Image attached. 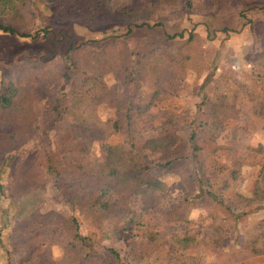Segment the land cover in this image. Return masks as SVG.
I'll return each mask as SVG.
<instances>
[{"label":"trees","instance_id":"obj_1","mask_svg":"<svg viewBox=\"0 0 264 264\" xmlns=\"http://www.w3.org/2000/svg\"><path fill=\"white\" fill-rule=\"evenodd\" d=\"M32 1L15 0L16 6L12 0H0V32L21 39H35L38 32L31 34L29 28H22L21 24ZM41 1L54 7L59 22L77 23L112 34L72 43L66 52L68 64L61 71L56 70L54 57L45 59L41 52L30 50L18 53L26 56L17 59L8 69L0 68V202L6 198L9 205L16 202L21 205L23 200L38 203L44 186L50 182L60 199L79 211L95 229L109 226L122 233H140V238L136 236L139 244L134 242V245H139L142 250H151L157 241L150 224L139 220L131 207L130 201L134 197L141 199L144 215L147 211L161 212L164 221L173 224L186 223L192 209L211 213L220 209L226 215L225 219L232 218L230 227L233 231L238 218L264 209L262 186L255 184L249 197L229 194L230 180L251 155H239L229 168L218 163L215 156L219 148L215 140L224 130V121L236 116L235 102L240 93L248 98L254 111L264 117V98H261L264 95V52L255 57L258 67L254 76L246 77L252 85L231 77L232 88L227 82L223 88L216 86L223 76L214 78L218 62L205 60L203 52L196 49L198 39L192 32L182 45L174 48L151 42L132 48L128 46L126 38L135 28L160 27L168 40L184 38L183 33L167 31L163 22L150 24L161 17L164 9L171 10L181 0H142L132 9L116 10L106 9L103 0ZM183 1L187 12L192 8L193 0ZM253 1L262 0H208L203 6H207L206 10L212 8L220 16L223 11H235L236 7H245ZM17 10L20 23L11 15V11L19 13ZM120 29L125 33H114ZM225 31L227 29L223 28L222 32ZM41 32L49 33L46 29ZM61 37L64 39L65 36ZM12 59L13 56L9 57ZM191 69L198 75L204 69L211 72L201 85V103L197 113L189 118L188 134L180 138L169 129L177 125L183 114L163 111L157 132L146 138L136 137L132 130L135 121L143 118L156 102L174 98L177 86ZM107 75L131 86L133 93L144 88L141 103L126 100L122 120L104 121L98 116L100 105L118 107L122 104L118 94L107 86ZM38 80L48 86L60 81L68 84L67 93L48 98L42 118L36 108ZM208 83H215L211 94L202 90ZM203 106L208 107V112L199 110ZM39 119H42L41 136L51 135L53 145L36 144L31 151L17 155L16 151L34 138ZM94 143L98 144L103 159L86 161L85 156ZM147 152L154 158L148 159ZM155 171L176 174L186 188L183 201L178 205L170 204L166 212H163L160 196L167 186L153 174ZM38 218L41 223L52 220L51 225L64 224L69 241L65 246L68 256L63 264H87L92 257L90 251L82 259L75 258L87 248L86 237L79 232L75 217L64 221L58 215L47 213L37 216L34 222L38 223ZM247 245L245 253L238 245L226 251L216 246L209 251L215 257L221 254L226 259L229 257L225 264H249L251 260L263 257L264 221L256 224ZM38 250L37 245L28 250L25 264L35 259ZM107 251L119 259L115 250ZM237 255L243 258L236 260Z\"/></svg>","mask_w":264,"mask_h":264},{"label":"rangeland","instance_id":"obj_2","mask_svg":"<svg viewBox=\"0 0 264 264\" xmlns=\"http://www.w3.org/2000/svg\"><path fill=\"white\" fill-rule=\"evenodd\" d=\"M141 1L103 0V4L106 9L111 10L132 9ZM12 2L15 3V0ZM192 3V8L185 12V2L181 0L171 10L164 9L160 18L150 22V24L156 21L163 22L167 31L183 33L184 38L168 40L160 27L151 30L135 28L126 38L128 46L132 48L141 43L151 42L174 48L182 45L192 32L198 39L196 49L203 52L205 60L211 62L215 59L218 62L214 78L216 80L221 75L223 79L218 81L216 86L224 88L227 82L232 88L234 81L230 79L231 77L247 82L249 86L252 85L246 77L252 76L257 70L255 57L258 53L264 52V0L250 2L245 7H236L235 11H223L220 16H217L212 8L206 10L207 6L203 4H208V0H193ZM17 4L16 2L15 5ZM240 11L241 15H239ZM27 13L28 15L24 14L21 20L22 28H29L31 34L38 32L37 37L21 39L11 36L12 39L8 40L10 36H2L0 32V68L8 69L17 59L26 56L25 53L21 55L18 53L30 50L33 53L41 52L45 59L54 57L53 64L57 71H61L68 64L66 52L72 43L101 39L112 34L111 31L104 33L100 29L77 23L59 22L56 20L57 12L54 7L41 0H33ZM11 15L20 23V12L11 11ZM223 28L227 31L222 32ZM45 29L49 32L47 35L41 32ZM114 33L121 35L125 30L120 29ZM61 35L65 36L64 39H61ZM12 56L13 59L9 60ZM210 72L204 69L198 75L194 69L189 70L185 79L177 86L174 98L156 102L143 118L135 121L132 126L134 135L139 138L151 136L162 124L163 111H171L179 116L182 114L185 116L179 118L175 127L169 126L177 137L184 138L190 130L189 118L197 113L201 103V85L208 79ZM105 82L118 94L122 104L118 107L100 105L97 113L102 120H122L126 113L128 98L134 103L143 101V87L138 93H133L131 86L116 80L112 75H107ZM36 83V108L42 118L48 98L59 95L61 97L63 93H67L68 84L60 81L48 86L46 82L39 80ZM214 84L204 85L203 92L211 94L214 91ZM261 98H264V95ZM235 107L236 116L224 121V130L215 140L216 145L219 146L215 156L218 163L229 168L239 155L243 153L251 155L247 163L238 168L235 178L230 180L229 190L230 195L249 197L255 184L264 187V117L254 111L253 105L242 93L237 97ZM199 110L206 113L209 109L203 106ZM41 120L36 123L34 138L19 148L16 151L17 155L31 151L36 144L53 145L51 135L42 137L40 134ZM146 157L154 158L148 152ZM102 159L103 154L98 144L94 143L85 160L101 161ZM153 174L167 186L166 192L160 196L163 212L168 211L170 204H180L186 188L179 177L174 173L163 171H155ZM9 204L10 201L6 198L0 202V264H21V262L25 264L28 253L34 245H37L39 250L34 254L36 257L30 264H63L66 261L68 252L65 246L69 236L64 224L51 225L52 220L41 223L39 218L38 223L34 222L37 216L47 213L58 215L64 221L72 216L78 220L79 232L86 237L87 248L75 258L82 259L83 255L90 251L92 257L87 264H225L229 257L226 259L222 254L215 257L209 250L220 246L221 250L226 251L238 245L242 253H245L248 251L247 241L254 235L256 224L264 221V209L254 211L246 217L238 218L236 229L233 231L230 227L232 218L225 219L226 215L220 209H215L211 213L198 208L191 210L186 223L173 224L165 222L164 217L160 215L161 212L153 211L154 215L147 211L144 215L141 211V199L134 197L130 201L131 207L139 215V220L143 219L150 224L157 241L156 246L151 250L150 248L142 250L139 245H134V242H139L140 233L136 231L122 233L118 228L109 226H104L102 230L95 229L79 211L60 199L50 182L44 186L43 195L38 203L23 200L21 205L17 202L15 205ZM132 236L134 238H131ZM43 249L45 254L42 255ZM108 249L115 250L119 254V259L116 260L107 251ZM242 258V255L235 257L236 260ZM249 264H264V256L251 260Z\"/></svg>","mask_w":264,"mask_h":264},{"label":"crops","instance_id":"obj_3","mask_svg":"<svg viewBox=\"0 0 264 264\" xmlns=\"http://www.w3.org/2000/svg\"><path fill=\"white\" fill-rule=\"evenodd\" d=\"M3 35H8V34H4V33H2V36ZM10 36V37H9ZM7 37H9V39L8 40H10V39H12V37H11V35H8ZM18 38V37H17ZM16 39V38H15ZM8 49V48H7Z\"/></svg>","mask_w":264,"mask_h":264}]
</instances>
